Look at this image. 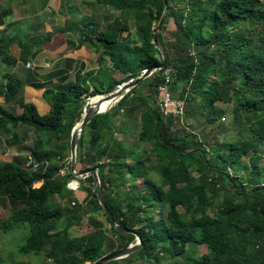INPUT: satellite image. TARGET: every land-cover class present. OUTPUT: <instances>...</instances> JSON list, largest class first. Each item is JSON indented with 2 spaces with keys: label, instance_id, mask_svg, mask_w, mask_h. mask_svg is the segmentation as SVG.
Here are the masks:
<instances>
[{
  "label": "trees",
  "instance_id": "1",
  "mask_svg": "<svg viewBox=\"0 0 264 264\" xmlns=\"http://www.w3.org/2000/svg\"><path fill=\"white\" fill-rule=\"evenodd\" d=\"M98 1L122 13L98 33L95 47L109 55L123 77H111L106 86L91 92L74 84L47 89L51 109L45 114L31 102L24 103L21 115L0 107L1 125L31 124L50 146L31 150L32 163L40 166L37 171L16 161H0V197L19 204L0 218V229L27 225L29 232L18 252L45 255L54 264L96 262L136 239L134 233L114 227L99 203L91 173L79 178V188L86 194L83 200L68 187L76 178L69 163L70 139L82 120L85 94L94 95L92 101L99 99L97 94L111 92L143 69L162 63L153 28L165 1ZM167 1L157 42L169 55L167 66L176 69L171 92L186 102L198 101V107L185 114L207 111L210 123L226 113L220 103L231 106L240 133L209 148L197 134L176 127V118L163 116L155 103L158 86L165 82L164 69L143 79L109 110L94 115L79 138L77 162L97 168L116 221L139 232L143 243L130 255L106 264H162L168 255L188 264H264V164L259 166L264 156L256 154L264 143V0ZM125 13L133 19L139 44L120 40L131 28ZM170 18L175 31L173 38L165 39L163 30ZM8 44L0 47L2 58L13 64L16 59L8 53ZM6 77L7 95L13 96L19 92V81L11 73ZM120 116L138 119L137 147L142 149L116 137L117 129L124 131L115 127ZM142 142L151 146L143 147ZM248 154L250 170L243 162ZM141 178L144 187L138 183ZM36 180L42 184L35 186ZM157 207L158 217L152 212ZM84 218L93 229L77 234L76 224ZM144 225L147 231L139 228ZM190 245H205L207 251L193 258L187 254Z\"/></svg>",
  "mask_w": 264,
  "mask_h": 264
},
{
  "label": "crops",
  "instance_id": "2",
  "mask_svg": "<svg viewBox=\"0 0 264 264\" xmlns=\"http://www.w3.org/2000/svg\"><path fill=\"white\" fill-rule=\"evenodd\" d=\"M119 12L98 0H0V47L8 41V53L16 59L13 64L5 62L0 49V107L21 115L24 103L31 102L45 114L51 109L47 89L74 84L91 92L106 86L111 77L120 79L109 55L95 47L98 33ZM120 40L138 43L132 24ZM7 73L19 81V92L13 96L7 95ZM44 139L31 124H0V161H16L37 171L40 166L32 163L30 152L43 147ZM41 184L42 180L34 183ZM18 205L8 196L0 197L7 213Z\"/></svg>",
  "mask_w": 264,
  "mask_h": 264
},
{
  "label": "rangeland",
  "instance_id": "3",
  "mask_svg": "<svg viewBox=\"0 0 264 264\" xmlns=\"http://www.w3.org/2000/svg\"><path fill=\"white\" fill-rule=\"evenodd\" d=\"M119 14L122 15L121 12H119ZM124 17L133 26V19H131V15L129 13H125ZM174 31H175V23L173 19L170 18L169 22H167L166 24V29L163 30L164 38L165 39L173 38ZM137 44H139V42ZM172 55H176V54L173 52ZM117 76L119 78L123 77V75L120 73ZM138 90L139 92L142 93L144 91L142 87H139ZM86 96L89 95L85 94L83 98L85 99V101H88V98L87 99L85 98ZM103 97L104 96L102 94H99V99H96L94 101H92L91 99L89 103L93 104L94 102L102 99ZM161 97L162 96L159 94L158 98L155 99V103L156 102L158 103V100H160ZM197 104L198 101L196 103L186 102V110L193 106L198 107ZM220 105L224 106V108L226 109V113L215 119L213 123L209 122V120L206 117L207 111H205L204 113H196L193 114L192 116H187L185 114V116L182 119H175L176 127L185 128L186 131L197 134L200 139H203V141L209 148H211V145L217 144L219 143V141H223L224 139L230 140L238 137L240 133L239 127L237 126L236 120L234 119V114L232 113L231 106H228L225 103H220ZM121 120H125V122L121 124L120 123ZM119 126H121L124 129V131L117 129L116 137L118 139L125 140L130 146L137 147L138 135L141 130V125L139 124V121L137 120L128 121L124 118V116H120L117 119V123L115 124L116 128H119ZM129 126L130 128L132 127L131 130L128 129ZM243 135L247 138H250L247 132H245ZM142 146L150 147L151 145L149 142H142ZM45 147H50V146L48 143H46ZM137 149L140 150L142 149V147H137ZM256 152H257L256 154L264 156V143L259 144ZM69 155H71L70 150H69ZM250 156L251 155L248 154L243 158V162L246 165L247 164L249 165L248 166L249 170L251 168ZM69 163H71L70 156H69ZM263 164L264 163L261 160L259 162V166L262 167ZM83 168H86V166L76 161L75 169L78 170ZM242 172H243L242 170L239 171L240 174ZM74 179L78 181V185L80 186L81 181L79 180V178L76 177ZM138 183L140 184V187H144L145 185L144 180L142 178L139 179ZM74 191L76 193V196L80 200L84 199L86 195L84 191L80 190L79 187H77ZM159 211L160 209L158 207L155 210H152V212H154L153 214H155L156 217L160 216V213H158ZM7 214L8 213L6 212V210L0 206V218L6 216ZM130 221L132 223V219ZM106 225L108 228H110L111 226L109 222H107ZM139 228L145 231H147L148 229L146 225L141 226ZM75 229L77 234H82L91 231L93 227L89 224L88 220L84 218L76 224ZM28 232H29V228L25 224L17 226L13 229H9L8 231H3L2 229H0V259L2 264H54L52 259L47 258L45 255L38 256L34 254H22L18 252V246L25 243ZM137 241L138 238H136L133 243ZM206 251H207V247L205 245H190L187 250V254L189 256H192L193 258H196L201 256ZM85 264H89V263L86 262ZM91 264H95V262H91ZM137 264L140 263L138 262ZM162 264H188V261L186 259H181V258L178 259L168 255L165 256Z\"/></svg>",
  "mask_w": 264,
  "mask_h": 264
},
{
  "label": "water",
  "instance_id": "4",
  "mask_svg": "<svg viewBox=\"0 0 264 264\" xmlns=\"http://www.w3.org/2000/svg\"><path fill=\"white\" fill-rule=\"evenodd\" d=\"M164 1H165V6H164V9H163L162 15H161L158 23L156 24V26L153 28V33H154L153 41H154L155 45L159 48V50L161 52V55H162V58H163L162 63L159 66H156V67H147V68H145L144 70H142L140 75H138L136 77H133V78L123 82L122 84H119L118 87L115 90H113L111 92H108L106 94H102L104 96L103 98L109 99V98H113V97L118 96L117 101H119L126 94V92H128L134 86L138 85L143 79H145L146 77L154 74L158 68L162 69V68H165L168 65V63H169V55H168V53L166 52V50L164 48L159 46V44L157 42V32L162 27V25H163V23H164V21L166 19L167 11H168V8H169L168 1L167 0H164ZM90 96H94V95H89V96H86L85 98L87 99ZM117 101L115 103H117ZM101 104H102V101H99V102H97L95 104H91V103H89V101H86L82 120L80 122H78L73 127V130H72V133H71V139H70V154H71L70 155V160H71L70 167H71L72 172L74 173V175L77 178H83V177L89 175L90 173L94 176V179H95V182H96V194H97V197L99 199V203L102 206L104 212L107 215L110 216L111 222L114 225V227L117 230H120V231L134 233L136 235V238H138V241L135 242V243L129 244L128 246H126L123 249H120V250H118V251H116L114 253H111L109 255H106V256L100 258L99 260H97L95 262V264H106L107 262H109L111 260L124 258V257L130 255L131 253L137 251L138 249H140L141 246L143 245L142 237L140 236L139 232H137L135 229L128 228L124 224H121V223L116 221V218H115L114 214L112 213V211L109 209V207L107 205V202H106V199H105V196H104L103 187H102V184H101V179L99 177L97 168L88 167V168H83V169H78V170L75 169V164H76V161H77V145H78V141H79V138L81 137V135H82L87 123L93 118L94 115H96L98 113H103V112H105V111L110 109L109 108L107 110H101Z\"/></svg>",
  "mask_w": 264,
  "mask_h": 264
},
{
  "label": "built area",
  "instance_id": "5",
  "mask_svg": "<svg viewBox=\"0 0 264 264\" xmlns=\"http://www.w3.org/2000/svg\"><path fill=\"white\" fill-rule=\"evenodd\" d=\"M159 69L161 68H158L157 70ZM162 69H164L163 75L165 77V82L158 86L159 94L162 97L160 100H158L157 105L163 116H174L176 119H182L186 113V98L177 97L173 95L170 90V84L174 81L176 69L172 65L166 66ZM68 187L75 190L77 187H79L78 181L74 178L71 179L68 182ZM88 263L91 264L90 261H88Z\"/></svg>",
  "mask_w": 264,
  "mask_h": 264
},
{
  "label": "bare ground",
  "instance_id": "6",
  "mask_svg": "<svg viewBox=\"0 0 264 264\" xmlns=\"http://www.w3.org/2000/svg\"><path fill=\"white\" fill-rule=\"evenodd\" d=\"M97 95H99V94H97ZM90 97H92V96H90ZM117 99H118V96L113 97V98H109V99L102 98V99L94 102L93 104H95V103H97L99 101H102L101 110H107V109L111 108V106L113 104H115V102L117 101ZM74 184H77V183H74Z\"/></svg>",
  "mask_w": 264,
  "mask_h": 264
}]
</instances>
